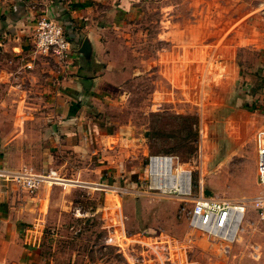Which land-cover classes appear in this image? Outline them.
I'll list each match as a JSON object with an SVG mask.
<instances>
[{
    "label": "rangeland",
    "instance_id": "1",
    "mask_svg": "<svg viewBox=\"0 0 264 264\" xmlns=\"http://www.w3.org/2000/svg\"><path fill=\"white\" fill-rule=\"evenodd\" d=\"M105 1L115 20L91 77L74 78L71 58L32 56V35L27 48L0 49V165L62 177L43 183L40 206L22 194L23 254L43 264H124V256L140 264L155 245L185 264H264V220L250 206L242 237L225 251L189 227L181 206L190 201L148 187L149 156L168 154L190 168L193 194L258 192L264 0ZM76 81L91 86L73 97L82 134L60 129L66 116L52 112L63 108L52 95Z\"/></svg>",
    "mask_w": 264,
    "mask_h": 264
},
{
    "label": "crops",
    "instance_id": "2",
    "mask_svg": "<svg viewBox=\"0 0 264 264\" xmlns=\"http://www.w3.org/2000/svg\"><path fill=\"white\" fill-rule=\"evenodd\" d=\"M104 6L105 10L102 9ZM110 8L111 4L105 0H0V38L5 39L3 43L0 42V49L13 52V49L27 48L26 39L31 38L33 31L32 33L30 31L34 29L36 18L41 14L53 17L63 23L71 37L73 49L70 58L73 77L76 79L91 77L93 70L98 73L104 66L101 38L111 21L115 20V17L111 18L113 11H108ZM27 35L29 37L25 38ZM20 38L25 40H19ZM94 81L92 78V83ZM67 83L69 84L61 89L62 94L56 92L52 95L57 101L56 105L63 108L57 110L53 108L52 112L53 114L57 112L56 115L61 118L66 116L65 120H60L62 121L60 129H68V133H74L76 129L82 134V122L76 121L77 111L73 105L76 99L73 97L78 94L79 89L87 92L91 90V86L88 84L78 86L79 81H76L75 85ZM68 100L71 102H67ZM43 186L30 193L12 180L0 179V264H43L40 256H25L23 244L20 242L21 232L27 230L26 225L29 221V215L23 211V207L28 203L24 201L22 194L24 192L33 194L35 204L40 206L45 195L41 190ZM241 237L239 233L238 238Z\"/></svg>",
    "mask_w": 264,
    "mask_h": 264
},
{
    "label": "built area",
    "instance_id": "3",
    "mask_svg": "<svg viewBox=\"0 0 264 264\" xmlns=\"http://www.w3.org/2000/svg\"><path fill=\"white\" fill-rule=\"evenodd\" d=\"M72 43L66 35L65 26L56 18L39 15L34 24L30 43V54L67 61L71 56ZM26 65H31L26 63ZM256 152V183L259 190L249 198H223L203 194L202 186L197 194L192 193L191 170L181 174L175 157L168 154H153L148 158V187L158 191H175L182 201H190V206H181V212L192 230L221 244L227 251L231 243L237 240L239 230L245 218L248 206L259 220H264V124L257 127L252 135ZM168 161V166L161 167L156 161ZM0 179L12 180L24 190L33 193L43 183H61L62 177L55 169L36 170L32 166L19 168L0 166ZM174 180L172 186L170 182ZM158 246L153 245L155 256H142L140 264H185L175 259L176 256H159ZM170 248V244L169 247ZM124 264H139L133 256H124Z\"/></svg>",
    "mask_w": 264,
    "mask_h": 264
},
{
    "label": "bare ground",
    "instance_id": "4",
    "mask_svg": "<svg viewBox=\"0 0 264 264\" xmlns=\"http://www.w3.org/2000/svg\"><path fill=\"white\" fill-rule=\"evenodd\" d=\"M157 163H159L160 165H161V167H164V166H168V161H164V160H161V161H156ZM178 170H180V172H181V174H183V173H186V176L188 175V171H186L187 169L186 168H184L182 165H180L179 167H178ZM69 181V180H68ZM66 183V182H65ZM175 184V182H174V180H172L171 182H170V185H174Z\"/></svg>",
    "mask_w": 264,
    "mask_h": 264
},
{
    "label": "water",
    "instance_id": "5",
    "mask_svg": "<svg viewBox=\"0 0 264 264\" xmlns=\"http://www.w3.org/2000/svg\"><path fill=\"white\" fill-rule=\"evenodd\" d=\"M205 192V195H211L212 194V191L211 190H204Z\"/></svg>",
    "mask_w": 264,
    "mask_h": 264
},
{
    "label": "trees",
    "instance_id": "6",
    "mask_svg": "<svg viewBox=\"0 0 264 264\" xmlns=\"http://www.w3.org/2000/svg\"><path fill=\"white\" fill-rule=\"evenodd\" d=\"M66 35H67V37L70 39L71 37H69V35H68V33L66 32ZM76 104L74 105V109L76 108Z\"/></svg>",
    "mask_w": 264,
    "mask_h": 264
}]
</instances>
